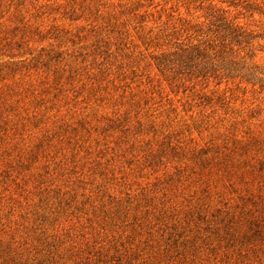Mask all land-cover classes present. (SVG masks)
<instances>
[{
	"label": "rangeland",
	"instance_id": "374dc122",
	"mask_svg": "<svg viewBox=\"0 0 264 264\" xmlns=\"http://www.w3.org/2000/svg\"><path fill=\"white\" fill-rule=\"evenodd\" d=\"M0 264H264V0H0Z\"/></svg>",
	"mask_w": 264,
	"mask_h": 264
}]
</instances>
